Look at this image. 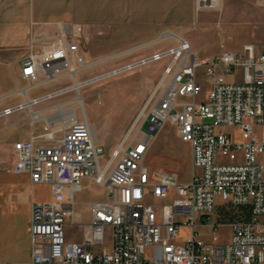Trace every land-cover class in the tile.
<instances>
[{"label":"built area","instance_id":"1","mask_svg":"<svg viewBox=\"0 0 264 264\" xmlns=\"http://www.w3.org/2000/svg\"><path fill=\"white\" fill-rule=\"evenodd\" d=\"M209 1L197 0L199 5ZM89 29L62 22L53 35L32 33L20 61L28 88L67 76L74 80L33 102L103 76L77 79L101 62H87L80 53L90 40ZM162 58L168 64L104 165V146L89 120L76 114L62 136L32 132L14 143V162L4 170L28 174L32 185H49L52 198L30 203V258L0 264H264V52L247 43L241 52L200 55L189 40L178 38L176 46L125 68ZM229 75L236 79L228 81ZM28 101L1 110L0 117L28 107ZM55 113L68 112L58 108ZM168 121L192 147L187 182H179L176 174H152L144 164ZM236 126L240 140L234 131L219 129ZM87 178L103 186L106 197L91 203L85 223L76 216L75 193ZM223 204L250 206L251 220L210 224ZM78 225L86 232L72 240L68 230ZM208 225L209 239L200 230Z\"/></svg>","mask_w":264,"mask_h":264},{"label":"rangeland","instance_id":"2","mask_svg":"<svg viewBox=\"0 0 264 264\" xmlns=\"http://www.w3.org/2000/svg\"><path fill=\"white\" fill-rule=\"evenodd\" d=\"M237 11L241 10L237 9ZM232 26L230 23L221 21L214 23L197 21L194 29L187 34V37L202 47L199 51L200 55L213 56L224 50L236 49L242 44V36L233 33ZM140 29L141 27L135 25L134 22H125L122 19L105 28H90V40L87 45L80 48V53L87 62L103 58L109 61L89 67L86 71L80 72L77 78L83 81L93 76H103L82 85L79 90L72 89L20 110L27 128L35 134L55 131L58 136H62L67 131L65 125L71 121L70 117L66 119L67 115L70 116V109L66 108L75 106V114L80 119L82 117L89 119L92 128L93 125L96 127L99 143L105 149L101 157V163L104 165L138 113L143 109L145 101L162 75L169 59L162 58L141 63L132 68L125 67L176 44L174 38L166 42H153L156 39L155 36L144 38L139 35ZM259 51L264 52V45ZM116 70L119 71L114 72ZM9 76L12 77L10 73ZM234 79L236 77L233 75L227 77L228 81ZM18 82L23 88L29 85L28 81L21 77V74L18 77ZM73 83V78L67 76L40 88H34L31 91L30 100L34 99L33 95L35 94L45 95L54 89ZM20 96L21 98L24 97V95ZM79 99L82 101L81 105L77 103L80 101ZM2 102L1 108L6 104V101ZM58 108L60 112H62L60 108H64V111L67 110L68 113L60 117L58 113H54ZM32 111L40 113L41 117L34 119ZM56 119L61 120L57 121ZM62 119H66L67 122L64 123ZM5 120V117L0 118L1 130L6 128ZM219 129L223 132L234 131L237 140L241 138L239 126L234 128L221 127ZM262 129L257 128V131ZM144 164L152 174H176L179 182H187L191 179L193 172L192 147L190 143L180 139L175 125L168 121L154 138L145 156ZM15 175L20 176L22 174ZM15 175L4 174L0 179V262L5 263L14 262L12 258L27 254L30 230L27 207L18 206L12 212L5 207L6 203L4 205V196L15 181ZM27 189L33 191L35 196L42 200H47L51 196L49 185H37ZM105 197L106 193L103 186L90 178L84 179L82 189L75 193L77 203L75 212L79 222H89L91 203L103 200ZM151 201L156 204L166 202V200L158 199ZM216 219L217 213L211 217L210 224H213ZM85 230V225L70 228L68 237L80 240ZM200 230L209 239L212 231L211 225L200 226ZM223 231L226 235L229 234V228H224Z\"/></svg>","mask_w":264,"mask_h":264},{"label":"crops","instance_id":"3","mask_svg":"<svg viewBox=\"0 0 264 264\" xmlns=\"http://www.w3.org/2000/svg\"><path fill=\"white\" fill-rule=\"evenodd\" d=\"M120 19L141 27L139 35L144 38L155 36L153 42H166L174 38L176 44L173 46H176L178 38H185L198 53L202 47L187 37L197 21H221L233 25L232 32L242 36V44L231 51L241 52L247 43L254 44L256 51L264 45V0H210L201 5L197 0H0V110L23 103L32 96L33 89L28 88L29 85L23 88L18 77L21 74L20 61L28 53L33 32L53 35L57 24L62 22H72L88 28H105ZM97 60H101L99 64L109 61L105 58ZM81 86L80 83L79 88ZM20 95L24 97L21 98ZM39 96L42 94L33 95L34 98ZM79 100L81 105L82 101ZM2 101H6L3 108ZM34 103L28 101V107ZM66 109H70V116L67 115L66 119L70 117L72 120L75 106ZM20 110L3 116L6 118V128L0 129V179L4 174H13L6 172L4 168L14 162V143L28 139L32 133ZM60 110L64 111V108ZM32 114L34 119L41 117L40 113L32 111ZM66 119L62 121L66 123ZM93 129L99 142L95 125ZM15 176V181L4 196V205L6 203L5 207L12 212L18 206L27 207L30 218L31 201H49L52 195L47 200L38 198L33 191L27 189L37 186L31 184L28 174ZM30 255L29 231L27 254L16 256L12 260L26 261Z\"/></svg>","mask_w":264,"mask_h":264},{"label":"trees","instance_id":"4","mask_svg":"<svg viewBox=\"0 0 264 264\" xmlns=\"http://www.w3.org/2000/svg\"><path fill=\"white\" fill-rule=\"evenodd\" d=\"M252 209L250 206H233L223 204L217 209V221L229 223L238 220H251Z\"/></svg>","mask_w":264,"mask_h":264},{"label":"bare ground","instance_id":"5","mask_svg":"<svg viewBox=\"0 0 264 264\" xmlns=\"http://www.w3.org/2000/svg\"><path fill=\"white\" fill-rule=\"evenodd\" d=\"M206 5H207V4H206ZM81 85H82V84H81ZM75 88L78 89V88H79V84H76V85H75ZM30 101H33V100H30ZM36 116H37V115H36ZM73 116H74V115H73ZM67 124H68V123H67Z\"/></svg>","mask_w":264,"mask_h":264}]
</instances>
